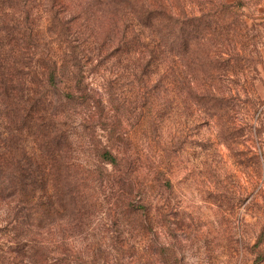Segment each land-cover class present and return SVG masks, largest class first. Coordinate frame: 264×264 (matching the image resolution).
Listing matches in <instances>:
<instances>
[{"label": "rangeland", "instance_id": "374dc122", "mask_svg": "<svg viewBox=\"0 0 264 264\" xmlns=\"http://www.w3.org/2000/svg\"><path fill=\"white\" fill-rule=\"evenodd\" d=\"M1 1L12 11L19 0ZM225 1L235 29L199 49L178 37L175 60L165 52L157 74L144 65L138 78L129 49L105 35L114 5L30 0L38 51L80 65L94 97L67 129L71 164L93 175L91 201L77 221L34 225L0 201V264H264V0ZM100 149L125 167L133 206L107 188L111 164L93 171Z\"/></svg>", "mask_w": 264, "mask_h": 264}, {"label": "trees", "instance_id": "16d2710c", "mask_svg": "<svg viewBox=\"0 0 264 264\" xmlns=\"http://www.w3.org/2000/svg\"><path fill=\"white\" fill-rule=\"evenodd\" d=\"M61 1L74 5L93 0ZM95 1L117 8L104 29L105 35L111 41L120 40V46L129 49L138 78H142L144 65L148 78L157 74L165 52L175 60L180 47L178 37L187 38L181 45L183 49H189L191 41H197L199 49L204 37L209 39L219 28L235 29L237 23L227 19L234 17L237 5L225 0ZM6 3L0 0V201L13 204L14 213L20 208L25 225H34L40 219L47 222L48 217L77 221L91 201L88 178L93 175L71 164L67 129L76 109H82L94 97L86 90L80 65H69L68 58H44L42 50L38 51L30 0L16 1L17 9L12 11ZM126 37L131 40L126 42ZM155 92L160 94L157 89ZM26 141L36 146L35 161L25 150ZM96 156L98 164L93 171L99 177L104 175L105 163L112 165L114 172L103 180L110 191L118 193L116 203L120 198L121 204L133 206L127 202L131 192L128 173L118 156L109 149L96 150ZM103 180L98 184L100 190ZM63 262L48 263L40 256L36 264Z\"/></svg>", "mask_w": 264, "mask_h": 264}]
</instances>
